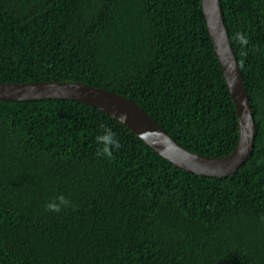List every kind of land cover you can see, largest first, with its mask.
<instances>
[{"label": "trees", "instance_id": "16d2710c", "mask_svg": "<svg viewBox=\"0 0 264 264\" xmlns=\"http://www.w3.org/2000/svg\"><path fill=\"white\" fill-rule=\"evenodd\" d=\"M254 111L232 176L176 168L108 114L0 101V264H264V0H220ZM125 96L182 147L229 155L234 104L200 0H0V82ZM104 125L121 147L96 154ZM64 195L59 213L44 208Z\"/></svg>", "mask_w": 264, "mask_h": 264}, {"label": "water", "instance_id": "95a60500", "mask_svg": "<svg viewBox=\"0 0 264 264\" xmlns=\"http://www.w3.org/2000/svg\"><path fill=\"white\" fill-rule=\"evenodd\" d=\"M203 17L238 121V142L224 157H204L176 142L139 105L125 96L74 81L1 83L0 101L71 100L98 109L126 126L155 153L176 168L198 176H232L249 159L257 133L254 111L247 94L235 50L228 35L220 0H200ZM126 117V119H122Z\"/></svg>", "mask_w": 264, "mask_h": 264}, {"label": "clouds", "instance_id": "9594fccd", "mask_svg": "<svg viewBox=\"0 0 264 264\" xmlns=\"http://www.w3.org/2000/svg\"><path fill=\"white\" fill-rule=\"evenodd\" d=\"M126 119V117L122 118ZM104 129L103 134L96 137V154L108 161H113L114 149L119 150L121 147L120 141L116 137V133L111 128H107L101 125ZM71 205V201L64 195H59L54 198L53 201L47 202L44 208L49 212L59 213L62 209L68 208ZM261 221L264 222V215L260 217Z\"/></svg>", "mask_w": 264, "mask_h": 264}]
</instances>
